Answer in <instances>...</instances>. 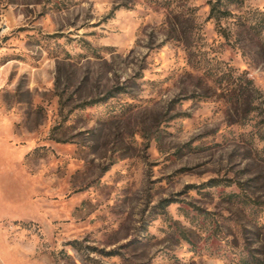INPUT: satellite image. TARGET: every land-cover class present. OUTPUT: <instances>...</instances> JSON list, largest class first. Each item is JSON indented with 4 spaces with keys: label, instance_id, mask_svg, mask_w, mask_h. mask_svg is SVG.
<instances>
[{
    "label": "rangeland",
    "instance_id": "rangeland-1",
    "mask_svg": "<svg viewBox=\"0 0 264 264\" xmlns=\"http://www.w3.org/2000/svg\"><path fill=\"white\" fill-rule=\"evenodd\" d=\"M0 0V264H264V0Z\"/></svg>",
    "mask_w": 264,
    "mask_h": 264
},
{
    "label": "trees",
    "instance_id": "trees-1",
    "mask_svg": "<svg viewBox=\"0 0 264 264\" xmlns=\"http://www.w3.org/2000/svg\"><path fill=\"white\" fill-rule=\"evenodd\" d=\"M221 1L224 0H215V2L211 4L210 12H213L216 9L217 4L220 3Z\"/></svg>",
    "mask_w": 264,
    "mask_h": 264
}]
</instances>
